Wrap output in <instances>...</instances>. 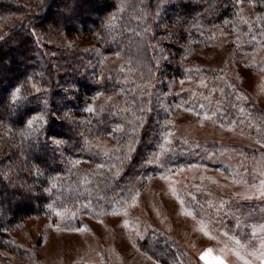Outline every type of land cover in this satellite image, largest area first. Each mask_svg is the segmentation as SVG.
<instances>
[{
  "label": "trees",
  "instance_id": "1",
  "mask_svg": "<svg viewBox=\"0 0 264 264\" xmlns=\"http://www.w3.org/2000/svg\"><path fill=\"white\" fill-rule=\"evenodd\" d=\"M235 26L241 38L223 41ZM214 40L227 47L222 68L187 62ZM255 50L264 53V0H0V264H37L32 250L11 243L10 230L29 217L78 226L129 198L160 152L167 167L186 161L170 133L164 140L168 80L208 81L222 96L217 108L229 111L240 77L227 75L226 61ZM17 87L23 98L13 100ZM247 103L243 114L257 110ZM41 112L46 123H27ZM232 203L247 221L262 215L254 202ZM149 238L141 246L178 257L164 236Z\"/></svg>",
  "mask_w": 264,
  "mask_h": 264
},
{
  "label": "rangeland",
  "instance_id": "2",
  "mask_svg": "<svg viewBox=\"0 0 264 264\" xmlns=\"http://www.w3.org/2000/svg\"><path fill=\"white\" fill-rule=\"evenodd\" d=\"M242 9L239 20L244 23L251 6ZM232 33L223 41L241 38L236 26ZM213 43L199 45L187 62L222 68L227 47ZM259 51L247 58L238 53V59L226 61L227 75L237 72L240 77L229 111L217 108L222 96L208 81L176 75L168 80L169 97L161 120L168 127L164 140L172 137L180 144L186 161L167 167L160 152L151 162L152 170L138 178L130 197L110 211L84 216L78 226L31 216L10 230L11 243L32 250L37 264H216L217 256L227 264H264L260 257L264 253V53ZM184 91L187 99L180 101L175 94ZM248 101L262 118L241 112L245 106L251 108ZM101 143L109 148L111 141L105 138ZM204 145L211 147L202 155ZM200 199L204 206H199ZM242 201L254 202L252 210L262 215L250 222L249 214L229 206ZM220 212L225 217H218ZM226 219L234 225L228 226ZM146 235L149 240L162 235L173 242L178 257L170 261L162 247L141 246L139 240ZM205 252L208 259H202ZM14 253L6 255L18 261Z\"/></svg>",
  "mask_w": 264,
  "mask_h": 264
},
{
  "label": "snow or ice",
  "instance_id": "3",
  "mask_svg": "<svg viewBox=\"0 0 264 264\" xmlns=\"http://www.w3.org/2000/svg\"><path fill=\"white\" fill-rule=\"evenodd\" d=\"M32 87L36 92L41 91V89L37 88L35 85H33ZM21 91H22L21 87H17L16 89H14L13 93H12V99L13 100H16L18 98L22 99L23 97L21 96ZM97 95H99V93ZM45 104H46V101H45ZM37 119L43 121L44 123L47 122L45 114L43 112H41V113L34 115L31 119H29L27 121V123L32 124L33 121H35ZM54 142L57 144L62 143V141L58 140V139L54 140ZM261 183H262V186H264V181H262ZM236 254L239 255V253H236ZM208 256H209L208 252L202 253V259H208ZM260 257H261L262 262H264V253H261ZM214 259L216 261V264H227V261L224 258H222L221 256L214 257Z\"/></svg>",
  "mask_w": 264,
  "mask_h": 264
}]
</instances>
